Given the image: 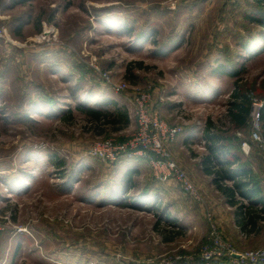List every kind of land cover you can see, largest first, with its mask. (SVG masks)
<instances>
[{"label": "rangeland", "instance_id": "1", "mask_svg": "<svg viewBox=\"0 0 264 264\" xmlns=\"http://www.w3.org/2000/svg\"><path fill=\"white\" fill-rule=\"evenodd\" d=\"M258 11L256 0H0V264H187L212 230L237 250L264 246V222L236 232L200 167L207 120L228 128L235 79L214 68L239 70L252 117L228 143L264 194V43L251 56L241 43L257 37L245 14ZM139 98L182 129L166 148L199 198L131 154L153 141ZM79 104L128 121L92 122Z\"/></svg>", "mask_w": 264, "mask_h": 264}, {"label": "trees", "instance_id": "2", "mask_svg": "<svg viewBox=\"0 0 264 264\" xmlns=\"http://www.w3.org/2000/svg\"><path fill=\"white\" fill-rule=\"evenodd\" d=\"M256 1L259 4V11L256 14H245V18L257 25V37L249 31L241 42L243 50L249 56L259 53L264 43V0ZM214 69L217 72L228 73L235 79L226 110L228 128L214 123L211 119H208L204 126L203 138L208 152L202 156L201 165L206 174L212 175L213 184L225 196L226 201L235 207L240 226L248 230L259 229L260 223L264 222V194L261 193L260 185L252 181L251 168L238 164L240 155L232 150L228 143L229 139L240 143L241 139L236 134L228 133L231 130L234 132L244 130L249 126L253 96L243 89L238 77L239 70H230L222 65ZM77 108L92 122L114 123L116 117L128 121L126 109L116 107L114 110H109L84 104H79ZM68 112L71 115V110ZM62 118H65V115ZM258 120L264 123V104L258 110Z\"/></svg>", "mask_w": 264, "mask_h": 264}, {"label": "built area", "instance_id": "3", "mask_svg": "<svg viewBox=\"0 0 264 264\" xmlns=\"http://www.w3.org/2000/svg\"><path fill=\"white\" fill-rule=\"evenodd\" d=\"M117 87L120 89L119 86ZM140 98L147 100V95L143 93ZM140 98L137 105L139 109L138 123L143 127L150 128L149 132L153 133V141L148 146L145 139L141 140L137 138L138 140L136 139L130 146V149H133L131 154L147 156L150 162L154 164L157 177L165 179L173 178L185 193L199 198L196 186L189 174L178 166L166 148L168 143L182 129L179 126L168 125L158 114L157 110H154L152 115H147L149 111L145 108L146 106L143 105L142 101H140ZM254 135L259 139L257 132H254ZM118 149L123 152L127 151L125 145L119 146ZM90 154H97V151L92 149ZM211 235L214 236L213 246L206 245L202 249L203 252L199 253L196 259L193 260L192 258L189 262L186 260L187 264H264V246L255 249L237 250L232 246L225 245L218 233H216V230H212ZM160 264H173V262L169 259H163Z\"/></svg>", "mask_w": 264, "mask_h": 264}, {"label": "crops", "instance_id": "4", "mask_svg": "<svg viewBox=\"0 0 264 264\" xmlns=\"http://www.w3.org/2000/svg\"><path fill=\"white\" fill-rule=\"evenodd\" d=\"M187 144H189L188 143V141L187 140H184L183 142L181 141V146L182 147H184V146H186ZM200 167H202V165H200ZM192 175V177L195 179L196 178V174H191ZM203 176H204V180L206 179L207 180V187L208 186H211V187H213V189H215V191H217V192H219L221 195H222V197L225 199V202H226V204L227 205H229L228 207H230V208H232L233 210H232V225L234 226V229L236 230V232H238V233H240L242 236H244V237H249V236H251V235H255V234H257L258 233V231H259V229H253V230H248V229H244V228H242L241 226H240V224L238 223V218L236 217V213H235V207L234 206H232V205H230L227 201H226V198H225V196L215 187V185L213 184V182H212V175H210V174H202ZM203 185H205L204 183H203ZM202 185V186H203Z\"/></svg>", "mask_w": 264, "mask_h": 264}]
</instances>
